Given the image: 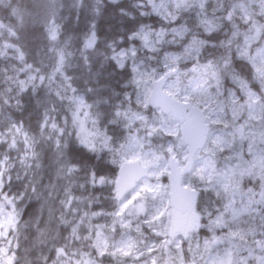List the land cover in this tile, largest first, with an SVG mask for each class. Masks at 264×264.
Listing matches in <instances>:
<instances>
[{
  "label": "snow or ice",
  "instance_id": "snow-or-ice-1",
  "mask_svg": "<svg viewBox=\"0 0 264 264\" xmlns=\"http://www.w3.org/2000/svg\"><path fill=\"white\" fill-rule=\"evenodd\" d=\"M106 262L264 264V0H0V264Z\"/></svg>",
  "mask_w": 264,
  "mask_h": 264
},
{
  "label": "trees",
  "instance_id": "trees-1",
  "mask_svg": "<svg viewBox=\"0 0 264 264\" xmlns=\"http://www.w3.org/2000/svg\"><path fill=\"white\" fill-rule=\"evenodd\" d=\"M100 35H101V38L103 39V31L100 33ZM79 194L80 193H77V195H79ZM96 194L97 195H100L101 193H100L99 190H97V193ZM102 194H103V196H107L108 195L107 190H104ZM110 206H111V201L101 200L100 201V204L98 206L97 205H93L92 208L99 209V211H106L108 209V207H110ZM37 207H39L38 204H33L32 207L26 209V212H29L30 213V212H32ZM25 218H27V216Z\"/></svg>",
  "mask_w": 264,
  "mask_h": 264
},
{
  "label": "rangeland",
  "instance_id": "rangeland-1",
  "mask_svg": "<svg viewBox=\"0 0 264 264\" xmlns=\"http://www.w3.org/2000/svg\"><path fill=\"white\" fill-rule=\"evenodd\" d=\"M171 50H175V49H171ZM251 186V185H250ZM93 211H96L94 208L92 209ZM96 222H98V223H106V222H108V221H105V220H97ZM106 264H107V262H106Z\"/></svg>",
  "mask_w": 264,
  "mask_h": 264
},
{
  "label": "flooded vegetation",
  "instance_id": "flooded-vegetation-1",
  "mask_svg": "<svg viewBox=\"0 0 264 264\" xmlns=\"http://www.w3.org/2000/svg\"><path fill=\"white\" fill-rule=\"evenodd\" d=\"M166 182V181H165ZM250 186V185H249ZM103 200V199H102ZM114 211V208L112 206L108 207V209L105 212H111Z\"/></svg>",
  "mask_w": 264,
  "mask_h": 264
}]
</instances>
